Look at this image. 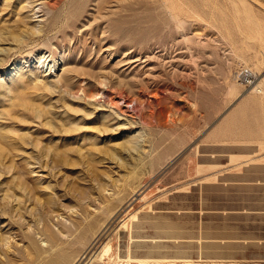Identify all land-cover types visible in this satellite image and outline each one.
Masks as SVG:
<instances>
[{
  "label": "rangeland",
  "instance_id": "1",
  "mask_svg": "<svg viewBox=\"0 0 264 264\" xmlns=\"http://www.w3.org/2000/svg\"><path fill=\"white\" fill-rule=\"evenodd\" d=\"M249 69L264 0H0V264H264Z\"/></svg>",
  "mask_w": 264,
  "mask_h": 264
},
{
  "label": "crops",
  "instance_id": "2",
  "mask_svg": "<svg viewBox=\"0 0 264 264\" xmlns=\"http://www.w3.org/2000/svg\"><path fill=\"white\" fill-rule=\"evenodd\" d=\"M248 93L250 95L255 94V95H261L264 94V90L262 92H257V91H251L249 90ZM252 97V96H251ZM242 110V113H248L249 108L252 109L253 105L248 101L246 104H244L241 108H239V111ZM238 109V108H237ZM239 112L238 114L235 113V116L232 118V123L234 124H243L245 123L244 121V115ZM249 122L257 123L260 122L256 119H252L250 117ZM229 129V128H228ZM228 129L226 131H228ZM240 132L243 135H248V140H240L239 142L242 143H235L229 147L233 148H248L249 150L245 153L242 154H247L250 156V173L247 175V177H241L239 181L241 182H246L248 183V187L250 191L254 193H258L260 195L259 199V205L260 206H255L250 209V214H255L258 216H263L264 217V127H263V132L260 133V130L257 131L256 129L253 130L251 128H246L245 126L240 129ZM253 133H257L256 136H253ZM237 178H233L231 181H237Z\"/></svg>",
  "mask_w": 264,
  "mask_h": 264
},
{
  "label": "bare ground",
  "instance_id": "3",
  "mask_svg": "<svg viewBox=\"0 0 264 264\" xmlns=\"http://www.w3.org/2000/svg\"><path fill=\"white\" fill-rule=\"evenodd\" d=\"M167 1V0H166ZM171 1V0H170ZM168 3V2H167ZM167 5H169V4H167ZM174 18H176V17H174ZM248 69V68H247ZM250 71H248L246 74H245V76L243 77L242 75H240L241 76V79H242V81H243V83H245L246 82V80L248 79V78H250V77H253V79L252 80H250V86H252V84H253V86H252V88H251V91H257V92H262L263 91V86L261 87V84H262V82H263V79H260L259 81H257V82H255L256 81V78H257V76H256V74L252 71V69H249ZM255 82V83H254ZM100 93V92H99ZM89 96H90V94H89ZM92 96V95H91ZM97 96V95H96ZM95 96V97H96ZM94 97V96H93ZM106 253L108 252V248L106 249V251H105Z\"/></svg>",
  "mask_w": 264,
  "mask_h": 264
},
{
  "label": "built area",
  "instance_id": "4",
  "mask_svg": "<svg viewBox=\"0 0 264 264\" xmlns=\"http://www.w3.org/2000/svg\"><path fill=\"white\" fill-rule=\"evenodd\" d=\"M248 71H246V73H247ZM246 73H243V74H246ZM250 78H252V77H250ZM250 78H248L247 79V81L250 83V80H252V79H250Z\"/></svg>",
  "mask_w": 264,
  "mask_h": 264
}]
</instances>
